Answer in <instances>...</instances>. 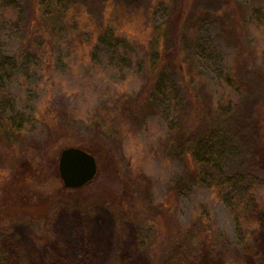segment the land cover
Returning a JSON list of instances; mask_svg holds the SVG:
<instances>
[{"label":"rangeland","instance_id":"obj_1","mask_svg":"<svg viewBox=\"0 0 264 264\" xmlns=\"http://www.w3.org/2000/svg\"><path fill=\"white\" fill-rule=\"evenodd\" d=\"M226 1L154 5L158 32L181 16L176 38L192 70L185 82L176 61L163 64L157 34L143 44L123 29L79 50L57 22L46 48L29 44L23 1L0 0V169L4 180L37 164L40 171L24 203L0 207V221L17 213L0 235V264H110L114 256L117 264H190L182 236L202 224L229 248L239 244L242 264H264V191L254 192L249 224L236 227L212 183L190 177V156L175 140L187 136L200 104L236 98L224 79L241 51L264 76V0ZM185 91L191 104L180 102ZM77 146L90 149L97 174L74 191L64 188L58 160ZM58 196L68 203L54 206ZM151 207L162 213L146 219ZM201 252L214 263L228 259L209 256L207 246Z\"/></svg>","mask_w":264,"mask_h":264},{"label":"trees","instance_id":"obj_2","mask_svg":"<svg viewBox=\"0 0 264 264\" xmlns=\"http://www.w3.org/2000/svg\"><path fill=\"white\" fill-rule=\"evenodd\" d=\"M22 1V8L27 13L25 27L27 31L33 29L29 35V44L43 43L46 48L50 47L55 39V26L59 29L57 22L61 23L60 28L63 27L73 37V46L79 50L86 48L90 42L102 41L110 32L125 30L139 38L143 44L154 33L158 36L163 64L167 59L176 61L180 77L184 81L192 74L187 49L176 38V24L181 16L177 14L175 21L171 18L170 21L166 20L163 28H160L161 32L156 31L152 14L154 5L159 0H33L32 4L31 0ZM214 1L218 6L228 3L226 0ZM171 30L172 36L169 35ZM242 54V51L241 55L237 54L230 78L224 79L225 83L233 87L236 98L222 100L211 108L200 104L202 107H198L197 113L191 115L188 121L192 128L187 136L184 140H181V136L175 139L181 153L190 156V177L212 183L213 195L228 205L236 227L249 224L248 220L253 217L251 204L254 192L258 189L264 191V76L257 68L250 67ZM185 92L180 97V102L191 104V93ZM2 121L3 107L0 105V127L3 126ZM77 147L91 153L88 148ZM35 168L32 167V172L25 171L26 173L6 180L4 177L7 172L0 169V207L14 208L25 202L23 191L27 189L28 181L39 176L38 164ZM63 199L61 196L53 199L56 202L54 206L68 203L66 198L62 201ZM160 210L161 207H151L145 210L144 216L146 219L149 216L150 219L156 218L161 215ZM15 214L17 215L16 211L10 212L0 221V235L13 223L11 221ZM141 232L140 229L138 233ZM184 233L182 246L185 254L182 255L188 259V263L221 264L220 261L214 263L212 257L200 258L202 247L204 249L207 246L209 256L219 259V254L228 253V259H224L227 263L222 264H242L239 244L232 243L229 248L223 243L221 234L207 231L203 224L194 226L192 230H185ZM159 248L162 249L163 245L160 244ZM151 260L153 262V258ZM117 263L118 257L114 256L110 264Z\"/></svg>","mask_w":264,"mask_h":264},{"label":"water","instance_id":"obj_3","mask_svg":"<svg viewBox=\"0 0 264 264\" xmlns=\"http://www.w3.org/2000/svg\"><path fill=\"white\" fill-rule=\"evenodd\" d=\"M58 173L64 188L77 190L94 179L97 163L88 152L77 147H68L60 153Z\"/></svg>","mask_w":264,"mask_h":264}]
</instances>
